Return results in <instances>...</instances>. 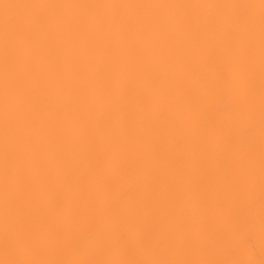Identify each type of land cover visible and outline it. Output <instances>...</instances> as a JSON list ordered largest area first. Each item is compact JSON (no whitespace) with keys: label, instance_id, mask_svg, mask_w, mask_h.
I'll return each mask as SVG.
<instances>
[{"label":"snow or ice","instance_id":"obj_1","mask_svg":"<svg viewBox=\"0 0 264 264\" xmlns=\"http://www.w3.org/2000/svg\"><path fill=\"white\" fill-rule=\"evenodd\" d=\"M0 264H264V0H0Z\"/></svg>","mask_w":264,"mask_h":264},{"label":"bare ground","instance_id":"obj_2","mask_svg":"<svg viewBox=\"0 0 264 264\" xmlns=\"http://www.w3.org/2000/svg\"><path fill=\"white\" fill-rule=\"evenodd\" d=\"M17 2V0H9ZM19 2H57V3H222L231 2V0H19ZM258 2V0H256ZM258 217V203H257ZM258 223V219H257ZM245 233H241L240 239H244ZM259 258V246L257 245V259Z\"/></svg>","mask_w":264,"mask_h":264}]
</instances>
